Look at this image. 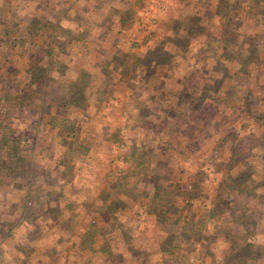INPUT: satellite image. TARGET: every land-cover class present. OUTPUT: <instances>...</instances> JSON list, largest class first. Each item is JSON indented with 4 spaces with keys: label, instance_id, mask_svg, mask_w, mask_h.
Instances as JSON below:
<instances>
[{
    "label": "rangeland",
    "instance_id": "1",
    "mask_svg": "<svg viewBox=\"0 0 264 264\" xmlns=\"http://www.w3.org/2000/svg\"><path fill=\"white\" fill-rule=\"evenodd\" d=\"M258 62L264 0H0V264H264Z\"/></svg>",
    "mask_w": 264,
    "mask_h": 264
},
{
    "label": "trees",
    "instance_id": "2",
    "mask_svg": "<svg viewBox=\"0 0 264 264\" xmlns=\"http://www.w3.org/2000/svg\"><path fill=\"white\" fill-rule=\"evenodd\" d=\"M220 9L217 10V12L219 11ZM128 15H126L127 17ZM194 20H197V18H194ZM230 40V39H229ZM227 40V41H229ZM231 42L233 41L232 39L230 40ZM49 44V43H48ZM133 45H136L135 43H133ZM227 49L230 50V55L229 53L225 52V56L228 57V58H232L234 56H232V49L230 47H225ZM45 53L47 54V57L48 59H42L44 60V64L42 65L40 62L38 61H35V62H32L31 63V60L30 61V64H28L29 66V72H30V78H27V81L26 83L24 84L22 90H38V91H42V88L45 87V83L48 82L47 79H48V71L53 68V67H56L57 70H59V72H64L63 69L66 70V66L61 63V62H58L56 61V63L53 64V60H51V56L53 54L52 52V49L50 47V45H47V47H45ZM166 52H159V53H156V55H158L157 59L161 60L163 58H165L166 56ZM257 57H254L252 56V59H256ZM259 66L260 67H263L264 66V63L262 62H258ZM45 65V68L43 67ZM240 65V64H239ZM242 66V64H241ZM242 69V68H241ZM24 93V92H23ZM32 93V92H31ZM31 97V94H28V96L26 98H30ZM24 98V99H26ZM202 100V99H200ZM26 101L28 102V99H26ZM26 103V102H25ZM264 116V115H263ZM261 116V117H263ZM72 122V121H71ZM77 121L74 120L72 122V125L70 128H64V125H60V127L58 126V130L59 132H63L65 137H72V142H74L75 144H78V140H75L76 137L75 135L77 134V130H78V127H76V125L74 123H76ZM52 127H55L54 124H52ZM23 139V140H22ZM10 141L11 143L13 144L11 147L12 149L8 152H6V155H5V160H6V163H9L10 165H13V164H21V166L23 167V164L24 163V158L22 156H19V154H17V150H19L18 148H21V147H24V145L26 144V147L28 146V143H25V144H22L21 142L24 141V137H18V138H10ZM21 141V142H20ZM123 143V142H122ZM27 149V148H26ZM4 160V159H3ZM4 160V161H5ZM233 161H231L232 163ZM20 168V167H19ZM109 172H115L114 170H109ZM118 172H122L121 170H118ZM245 173H241V176L242 178H238V179H234L235 183H238L237 186L241 185V182L244 181V177H245ZM236 185V184H235ZM189 198H191V195L189 196ZM169 202V208L171 206H173V202ZM162 206L166 205V203H162L161 204ZM154 210H156V208H154ZM256 249L257 247H253V249ZM253 249H248V248H243L241 247L239 251H237L236 253V260H237V263L238 264H249V263H246L245 260L250 257L249 255H251L250 252L253 253ZM239 253V254H238ZM254 253H258L257 251L254 252ZM260 255H264V249H262L261 253H259ZM253 257V256H251Z\"/></svg>",
    "mask_w": 264,
    "mask_h": 264
}]
</instances>
